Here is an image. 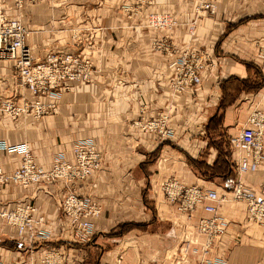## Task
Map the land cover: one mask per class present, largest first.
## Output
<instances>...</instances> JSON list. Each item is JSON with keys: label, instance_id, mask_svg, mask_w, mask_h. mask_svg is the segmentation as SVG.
Returning <instances> with one entry per match:
<instances>
[{"label": "crops", "instance_id": "1", "mask_svg": "<svg viewBox=\"0 0 264 264\" xmlns=\"http://www.w3.org/2000/svg\"><path fill=\"white\" fill-rule=\"evenodd\" d=\"M0 1L7 16L24 24L33 56L75 53L90 63L87 82H70L68 91L41 99L56 106L50 114L37 120L23 114L15 123L1 117L0 137L26 142L43 169L59 154L70 158L71 145L80 139L100 154L99 167L71 187L100 209L88 242L71 241L59 210L61 180L1 187L0 204H33L49 233L47 241L28 242L0 223L2 264H39L46 256L58 264H197L200 254L193 250L205 238L195 225L210 214L201 206L180 213L166 201L161 184L170 177L183 188L225 197L216 211L225 230L211 241L206 258L223 254L226 264H264V218L249 220L244 204L227 198L234 181L255 195L264 186V128L255 171L236 173L240 152L228 146L251 110L264 114V0H215L212 12L198 15L196 0H36L20 8L15 0ZM153 14H164L168 24L150 25ZM198 49L210 55L212 65L200 72L198 85L173 93L174 62L184 50ZM254 69L262 82L251 90L243 80L251 83ZM29 98L10 62L0 60V103L21 105ZM157 114L172 130L168 138L132 124ZM18 159L0 152L5 171ZM119 225L127 230L112 234Z\"/></svg>", "mask_w": 264, "mask_h": 264}, {"label": "built area", "instance_id": "2", "mask_svg": "<svg viewBox=\"0 0 264 264\" xmlns=\"http://www.w3.org/2000/svg\"><path fill=\"white\" fill-rule=\"evenodd\" d=\"M35 1L15 0L14 4L20 8L23 4ZM214 2L215 0H196L193 6L194 14L198 15L202 11L212 12ZM149 24L163 27L168 24V20L164 14H153L150 15ZM27 32L20 19L7 16L0 4V60L10 62L12 74L30 96L20 106L11 107L15 112L22 111L31 118L38 119L47 112H53L56 107L54 103L43 102L41 99L47 96L56 97L62 90L68 91L70 82H87L90 63L72 53H50L38 60L25 43ZM260 57L262 62L259 69L264 72V49ZM211 65L212 59L205 50H184L174 62L170 89L173 93L180 94L185 89L198 85L200 72ZM132 124L144 132H155L164 139L172 135V130L165 126V116L162 114H157L154 118L140 116ZM263 128L264 114L253 109L248 114L245 125L229 139V149L240 152L235 161L236 173L256 170L263 157ZM0 152L19 157L12 170L5 171L0 166V189L5 184L26 189L39 183L61 180L64 191L59 210L70 228L71 241L88 242L92 235L91 220L99 216L100 209L93 201L76 194L71 187L75 182L85 180L99 167L100 154L95 145L87 139L74 142L71 145V157L57 155L48 169H43L34 162L26 142L9 143L0 138ZM161 189L166 201L174 203L178 212L189 215L197 206H201L205 213L210 214L209 218L200 219L195 225L196 233L205 238L203 247L199 251L193 250L194 254H200L197 264H226L223 254L220 257L206 258L211 241L222 235L225 230L226 223L216 213L219 203L224 201L225 197H219L213 190L183 188L174 177L163 181ZM227 194L229 200L244 204L249 220L260 221L264 218V186L260 189V195H255L239 181H234ZM35 210L33 204L26 202L12 206L0 204V223L28 242L47 241L49 233L43 229L45 221L42 217H35ZM39 264H58V261L46 256Z\"/></svg>", "mask_w": 264, "mask_h": 264}, {"label": "rangeland", "instance_id": "3", "mask_svg": "<svg viewBox=\"0 0 264 264\" xmlns=\"http://www.w3.org/2000/svg\"><path fill=\"white\" fill-rule=\"evenodd\" d=\"M124 9H128L127 7H124ZM16 17V16H15ZM23 24V23H22ZM24 25V24H23ZM27 34H28V32H27ZM27 37V36H26ZM50 53H63V52H55V51H49L47 54H50ZM47 54H45L44 56H42V57H36V56H34V58H36V59H38V60H40V59H42V58H44ZM72 54H74V55H76V56H78V54H75V53H72ZM79 57V56H78ZM11 106H13V107H15V106H20V105H16V104H14L13 102H12V100H8V102H7V104L6 103H0V119H1V117L3 118V117H5V118H7L6 120H8L10 123H15L17 120H18V118L19 117H21L23 114H26V113H24V112H22V111H17V112H15V110L13 109V107H11ZM51 112H47L46 114H50ZM46 114H43V115H46ZM24 118V117H23ZM40 118V117H39ZM38 118V119H39ZM25 121H28L27 119H24ZM31 120H37V119H31ZM12 133V132H11ZM0 138H2V137H0ZM3 138H5V137H3ZM5 140V139H4ZM2 239H1V237H0V241H1Z\"/></svg>", "mask_w": 264, "mask_h": 264}, {"label": "trees", "instance_id": "4", "mask_svg": "<svg viewBox=\"0 0 264 264\" xmlns=\"http://www.w3.org/2000/svg\"><path fill=\"white\" fill-rule=\"evenodd\" d=\"M254 78L255 79L253 81H251V83H247L248 81H250L248 79L243 80V84H246V88L254 90L260 86V84L262 82V77H261L260 72L257 69H254ZM212 119L217 120L218 118L213 117ZM127 227H128L127 225H119L115 228L114 233H112V234L121 235L122 233H124L127 230Z\"/></svg>", "mask_w": 264, "mask_h": 264}]
</instances>
